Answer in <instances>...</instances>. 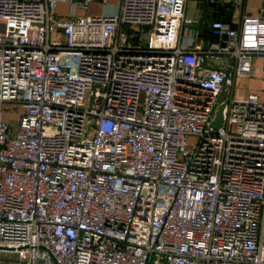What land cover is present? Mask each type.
Instances as JSON below:
<instances>
[{"label": "built area", "instance_id": "1", "mask_svg": "<svg viewBox=\"0 0 264 264\" xmlns=\"http://www.w3.org/2000/svg\"><path fill=\"white\" fill-rule=\"evenodd\" d=\"M88 1L0 0V264H264V14Z\"/></svg>", "mask_w": 264, "mask_h": 264}, {"label": "crops", "instance_id": "2", "mask_svg": "<svg viewBox=\"0 0 264 264\" xmlns=\"http://www.w3.org/2000/svg\"><path fill=\"white\" fill-rule=\"evenodd\" d=\"M82 1V0H75ZM118 0H89L85 8L76 7L72 13L69 12V7L66 3H57L55 12L66 19L74 17H84L99 14H110L116 11ZM236 9L234 0H226L215 4H209L208 0H187L185 4L184 14L191 17L193 21L183 28V33L188 29H193L199 32L203 38H208V23L218 19L221 21H231L230 18ZM243 9L247 14H264V0H243ZM261 59L256 58L253 62V71L248 78H237L235 80L236 87L234 93L245 83L248 88H245L243 97L247 92H255L261 101H264V81L261 78ZM237 97V96H236ZM237 97V98H241Z\"/></svg>", "mask_w": 264, "mask_h": 264}, {"label": "rangeland", "instance_id": "3", "mask_svg": "<svg viewBox=\"0 0 264 264\" xmlns=\"http://www.w3.org/2000/svg\"><path fill=\"white\" fill-rule=\"evenodd\" d=\"M240 86H243L244 88H241L240 90L236 91L234 93L235 97L236 96L237 97H241L244 94L245 90H246L245 88H248V85L245 84V83L241 84ZM2 117H3V119L10 120V121L13 120L14 121V119L16 118V114H14L12 112H4Z\"/></svg>", "mask_w": 264, "mask_h": 264}, {"label": "water", "instance_id": "4", "mask_svg": "<svg viewBox=\"0 0 264 264\" xmlns=\"http://www.w3.org/2000/svg\"><path fill=\"white\" fill-rule=\"evenodd\" d=\"M221 124V114H220V107L218 108V111L215 115V118L213 119V121L210 123V126L212 128H218Z\"/></svg>", "mask_w": 264, "mask_h": 264}]
</instances>
